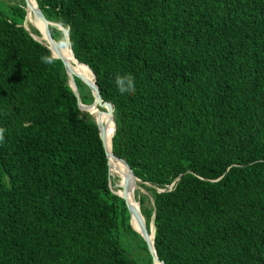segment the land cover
I'll return each instance as SVG.
<instances>
[{
  "label": "trees",
  "instance_id": "obj_1",
  "mask_svg": "<svg viewBox=\"0 0 264 264\" xmlns=\"http://www.w3.org/2000/svg\"><path fill=\"white\" fill-rule=\"evenodd\" d=\"M35 2L70 26L72 55L111 105L110 152L140 180L156 257L264 264V0ZM24 17L23 0L0 2V264H138L124 243L146 246L94 117ZM117 76L135 93L120 94Z\"/></svg>",
  "mask_w": 264,
  "mask_h": 264
},
{
  "label": "water",
  "instance_id": "obj_2",
  "mask_svg": "<svg viewBox=\"0 0 264 264\" xmlns=\"http://www.w3.org/2000/svg\"><path fill=\"white\" fill-rule=\"evenodd\" d=\"M23 1H24V8H25V15H26V11L30 8V4H29L28 0H23ZM34 3H35V7H34V9H32L33 10V13L38 18V20H40L44 24V33H43V35H41V37L44 39L45 42H51L52 41L54 43L55 41L52 39V37L50 35L49 29H48V25H56L58 29L62 30L63 34H64L65 29H63L58 24H55L53 22H50V21L46 20L44 18V16L42 15L41 11L38 9L35 0H34ZM37 31H38V29H37ZM64 40H65V43H66V45L68 47V51H69V54H70L72 60L76 64H82V63L78 62L74 58V56L72 55L71 50L69 48L68 39H66L64 37ZM45 42L44 43L41 42V43L44 44L49 49L51 56L52 57H55V58H58V59H60L62 61L65 74H66V76L68 78L69 86H70V88H71V90H72V92H73V94H74V96L76 98V102H77L78 108L80 110H82V111H86L89 114L93 115L94 120H95V123H96V126H97V129H98V136H99V139L101 141L102 147L104 149V152H105V155H106V158H107L108 157V152H107L106 146H105V141H106L105 140V133H104V131L100 127V123H99V120L97 118L98 117V114H96V113L93 114L92 111L91 110H87L86 107H84L85 109L83 107H81L82 103L79 101L78 92L76 90V87H75V84H74V81H73V77L75 76L82 83H84L87 86V88L89 89L90 94L92 96V101L89 104H84V105L85 106L93 107L94 109H96L98 107L101 108V109L103 108L104 113H106L107 115H109V117L111 119V122H112V125H113L112 115H111V111H112L111 105L108 102L103 101L101 99L100 94H99V91H98V88H97V86H96V84L94 82V75L91 72V70L85 64H82V65H84L89 70V72H90V74L92 76V82H90L88 80H84L80 75H78V74H76L74 72H71V70L69 69V66H68L67 62L64 60V58L58 52L56 54H53L51 52L50 48L45 44ZM113 130H114V125L112 126V133H113ZM112 156L116 160H118L122 164H124V166L127 168L130 176L132 177V179H133V181L135 183V181H137L138 179L132 174V172H131L130 168L128 167V165L124 161H122L121 159L115 157L114 155H112ZM107 166H108V170H109L108 161H107ZM109 174H110V171H109ZM171 185H172V183L170 185H168V186L171 187ZM119 187L121 188V192L119 193L117 191H114V193H116L119 197H121L123 199V201H124V203H125V205H126V207L128 209V213H129V225L133 229V227H132V225L130 223V213H131L133 207L131 206L132 204L130 205V202L128 203V201H127V198L128 197H127V193H126V187H123L122 185L119 186ZM158 191H161V190H158ZM132 199H133V197H132ZM137 207H138V205H137ZM136 215L138 216V220H139V224H140V230H138V231H136L134 229L133 230L138 233V235L141 237V239L145 243L146 250H147L148 254L150 255L151 260L154 257L158 262H160V264H164L163 261L160 260V259H158L156 257V255H155V253H154L153 242H152V232H153L152 225H151V227L149 226V229L148 230H146L145 225H144L143 218H142V216H141V214H140V212H139L138 209H137ZM140 216H141V218H139ZM150 230H151V241H149V239H148V236L150 234Z\"/></svg>",
  "mask_w": 264,
  "mask_h": 264
},
{
  "label": "bare ground",
  "instance_id": "obj_3",
  "mask_svg": "<svg viewBox=\"0 0 264 264\" xmlns=\"http://www.w3.org/2000/svg\"><path fill=\"white\" fill-rule=\"evenodd\" d=\"M29 4H30V8L26 11V15H25V20L29 23H32L34 24L35 28L38 29L40 35H43L44 33V24L38 20V18L34 15L33 13V10L34 7H35V3H34V0H28ZM37 26V27H36ZM42 41H44V39L42 38ZM45 42V41H44ZM56 42H45V44L50 48L51 52L53 54H56L57 52L64 58V60L67 62L68 66H69V69L71 70V72H74L78 75H80L84 80H87L85 79L79 72L77 69H75V67L77 66H84L82 64H76L70 54H69V51H68V48L67 46H65V48H62V47H59L57 44H55ZM87 73L91 76L89 70L85 67ZM92 78V76H91ZM88 81L92 82V80H90V78L88 79ZM81 107H86L87 110H91L93 114H98V120H99V123H100V127L101 129L104 131L105 133V146H106V150L108 152V157H107V161H108V165H109V171H110V174H111V171H112V167L114 166V163L115 165L118 167V172H119V175L123 178L124 180V185L125 187L127 188L128 187V190H127V201L128 203L130 202V205L133 207L132 208V211L130 213V223L133 227L134 230L138 231L140 230V224H139V220H138V216H137V220H136V206H135V203L136 201H134L132 199V193H133V187H134V181L132 179V177L130 176L127 168L124 166V165H121L120 162L118 160H116L110 153V137H111V134H112V122H111V119L109 117V115H107L106 113H104L103 110H100V108H96L94 109L93 107H90V106H85L83 103L81 105ZM85 109V108H84ZM104 118L106 120V122H104ZM103 120V121H102ZM113 158L115 160H113ZM120 168H122L126 173H124ZM120 182V181H119ZM123 182V181H122ZM138 209V207H137ZM139 215V214H138ZM141 218V217H139ZM134 219L136 220V224H137V227L134 226ZM152 230V229H151ZM151 230H150V234L148 236V239L149 241H151ZM152 264H160V262H158L154 257L152 258Z\"/></svg>",
  "mask_w": 264,
  "mask_h": 264
},
{
  "label": "rangeland",
  "instance_id": "obj_4",
  "mask_svg": "<svg viewBox=\"0 0 264 264\" xmlns=\"http://www.w3.org/2000/svg\"><path fill=\"white\" fill-rule=\"evenodd\" d=\"M19 0H0V2H1V5H3V4H14V3H16V2H18ZM22 26L29 32V30H30V27H34L35 28V26H34V24H32V23H29V22H27L26 20H25V17H24V21H23V23H22ZM37 27V26H36ZM36 31H37V28H36ZM31 36L35 39V40H37V41H39V42H42V43H44V41H42V37H41V35H40V33L38 32V35H36V34H31ZM58 45V44H57ZM59 47H64L65 48V46H67L66 45V43L64 42V44L63 45H58ZM68 48V47H67ZM88 77L90 78V80H92V78H91V76L88 74ZM100 110H103V108L102 109H100ZM82 111V110H81ZM103 121V120H102ZM104 122H106V120H105V118H104ZM111 175L113 176V177H115V185L117 186V187H119V186H123V187H125V185H124V180H123V178L122 177H119V176H117L116 175V173H114L113 174V172L111 171ZM120 181V182H119ZM123 181V182H122ZM139 179L137 180V181H135V183H134V187H133V191H134V189L135 190H137V191H140V192H142L143 190H142V188L141 187H139V186H137L136 184L137 183H139ZM170 186H167V188H169ZM118 190V189H117ZM127 190H128V187L126 188V193H127ZM157 190H160V189H157ZM120 193V192H119ZM133 194H134V192L132 193V197H133ZM135 201V200H134ZM135 206H136V208H137V202L135 203ZM141 217V216H140ZM151 227V226H150ZM127 243V244H126ZM124 246H125V248L127 249V251H130V253L133 255V257H135V259L137 260V262H138V264H146L147 263V253L148 252H146V251H144V249L142 248V246H140L139 245V243H138V241H136V240H132L131 242H130V244H128V242H125L124 243ZM150 264H151V260H150Z\"/></svg>",
  "mask_w": 264,
  "mask_h": 264
},
{
  "label": "clouds",
  "instance_id": "obj_5",
  "mask_svg": "<svg viewBox=\"0 0 264 264\" xmlns=\"http://www.w3.org/2000/svg\"><path fill=\"white\" fill-rule=\"evenodd\" d=\"M70 26H68L65 31H64V37L70 41ZM45 63H50V60L45 58ZM116 84H117V89L120 92V94H134L135 93V82L134 78L132 77H121L117 76L116 78ZM4 132L5 130L3 128H0V141L4 140Z\"/></svg>",
  "mask_w": 264,
  "mask_h": 264
}]
</instances>
